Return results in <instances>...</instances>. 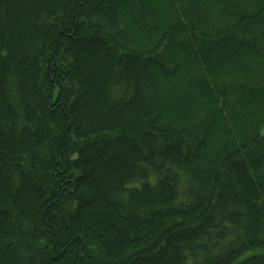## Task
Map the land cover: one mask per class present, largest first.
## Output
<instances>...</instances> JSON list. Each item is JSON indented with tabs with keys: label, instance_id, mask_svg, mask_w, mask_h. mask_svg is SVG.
Returning <instances> with one entry per match:
<instances>
[{
	"label": "trees",
	"instance_id": "obj_1",
	"mask_svg": "<svg viewBox=\"0 0 264 264\" xmlns=\"http://www.w3.org/2000/svg\"><path fill=\"white\" fill-rule=\"evenodd\" d=\"M0 264H264V0H0Z\"/></svg>",
	"mask_w": 264,
	"mask_h": 264
}]
</instances>
